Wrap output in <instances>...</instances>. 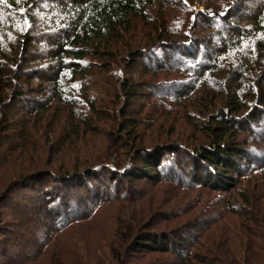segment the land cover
Here are the masks:
<instances>
[{"label": "trees", "instance_id": "16d2710c", "mask_svg": "<svg viewBox=\"0 0 264 264\" xmlns=\"http://www.w3.org/2000/svg\"><path fill=\"white\" fill-rule=\"evenodd\" d=\"M192 1L0 0V153L4 152V143L14 139L33 145L46 135L79 139L94 130L96 121L92 120V117L96 104L90 102L91 96L88 97L91 86L81 81L88 77L87 83L93 82L92 87H98L102 83L98 88L103 92L105 86L108 92L113 89V102L107 103L105 108L107 110L110 106L112 110L109 111L114 113L125 94L131 101L138 97L139 89L135 86L136 83L129 79L117 78L114 83L105 80L97 82L102 76H97L92 68L85 67L81 62L89 56L95 58L96 62L108 57L114 58L110 60V64H114L115 56L125 52L131 54L130 61H136L141 58V54L136 50L145 48L147 54L155 55L154 65L157 68L164 65L160 69L170 71L177 67L180 73L184 74L181 69L189 71L191 79L196 77L188 83L178 84L180 89L176 93L179 103L186 100L188 103H180L175 112L177 115L182 114L192 103L196 105L197 110L206 109L203 115L207 120L200 124L202 131L207 134L208 143L186 145L184 148L188 150V156L195 167L192 174L203 186L214 191H235L247 165L250 167L259 163L264 168V0ZM200 7H203V10ZM173 10L175 12L171 13ZM160 12L166 15L162 17L163 14H155ZM160 17L161 20H158ZM142 26L144 32L147 31V38L139 34L142 33ZM190 28L192 32L200 29V36L193 39V35H189ZM152 44L155 45L150 46ZM126 56L123 55L120 62L128 63ZM161 57L162 60L159 61ZM107 67L105 73L111 77L113 73L109 72V65ZM93 74L99 77L95 81L89 78ZM35 81L38 82L37 86ZM75 83H80V88H74ZM81 90L83 98L79 99ZM34 92H40L42 96L31 97ZM85 104L90 106L91 118L87 117L83 110ZM128 107L130 106L123 109L126 124L122 128L133 138L126 140L125 144V147L137 156L131 160L134 162L132 170L114 164L113 168H91L85 175L79 170L71 173L60 171L61 177H56L53 172L45 174L37 171L25 178H18L11 188L0 196V203L4 202L15 188L44 177L42 174L48 178L55 176L64 182L55 184L54 180L49 178L47 188L41 191L45 196L46 206L41 209L28 205L33 209L32 212L28 209L21 210L27 218L25 221L30 223L43 214L46 219H50V230H54V233L50 237L47 235L48 240L45 238L40 245L49 243L53 236L56 237L54 239L58 238L57 230L63 226H58V221L72 218L70 224L74 226L76 238L86 245V235L92 229L91 221L94 218L98 221L94 224L99 223L101 226L94 240L101 237L107 243L112 260L109 264H127L123 254L126 255L129 249L141 248L160 253L174 252L180 258L173 261V264H192L194 260L199 264H234L230 260H234L236 256L244 258L246 264L247 241L243 242L241 237L247 234H241L242 228L240 234L232 232L224 236L225 240H228L224 243V237H218L216 248L207 250L210 256H199L195 253L186 258L182 254L180 244L174 241L178 233L170 232L167 235L165 232L151 231V226L142 223L134 226L135 219L128 222L127 217H136L143 222V213H123V209L118 208V214L102 221L97 215L83 212L88 203H105L113 196L121 197L125 186L132 182L151 181L159 176L154 182L158 185L163 178L160 176L162 162L165 160V148L156 144L154 150L148 151L146 146H143L146 138H137L133 113L127 110ZM62 109L66 111L67 116H63ZM33 116L38 121L30 125ZM112 116L117 117L116 114ZM24 117L28 119L22 122ZM50 117H53L50 121L51 131L44 134L40 128L43 129ZM18 127H21V131L17 134ZM12 132L16 135L8 137ZM67 135L70 137L67 138ZM111 138L118 136L114 134ZM66 139H63L61 147L68 143ZM251 141L254 145L261 143L262 146H251ZM172 144L178 147L174 142ZM115 151L119 153V149H114L113 155ZM93 158L95 160L92 165L106 164L110 163L108 159L111 156L99 153ZM74 163L70 162L66 168ZM262 172L258 178L262 179L261 187L264 188V171ZM118 181L120 186L116 185L110 190L109 183L116 184ZM122 183H125V186H122ZM66 188L70 190L71 201L65 202L62 201L61 195L62 189ZM115 190L118 191L111 196ZM80 192L84 197H79ZM239 195L244 204L253 208L250 220L263 231L255 233L254 237H264V197L246 195L243 192ZM74 199L77 201H73ZM125 199L127 198H118ZM36 203L38 202H30ZM228 210L234 214L240 213L236 204L229 205ZM182 214L179 211L175 215ZM242 226L246 228L245 224ZM37 228L39 229V226L36 227L39 234ZM107 228L112 231H107ZM15 239L18 241L10 249L5 247V240L0 238V241L4 242H0V250H3L1 256L9 264L24 261L20 252L12 250H20L30 244L25 242L23 237ZM237 240L240 241L237 243ZM183 241L185 237L180 239V242ZM227 242L230 244L226 245ZM262 250L263 248H260L258 251ZM9 252H12L11 255ZM213 252L222 255L224 260L212 258ZM77 254L78 259H84V264H90L92 257H79V251ZM257 255L258 252L254 256ZM56 256V264H69L66 258L58 254ZM260 256L264 258V253ZM235 260L236 264L243 263ZM77 263L82 264L83 261L78 260Z\"/></svg>", "mask_w": 264, "mask_h": 264}, {"label": "rangeland", "instance_id": "374dc122", "mask_svg": "<svg viewBox=\"0 0 264 264\" xmlns=\"http://www.w3.org/2000/svg\"><path fill=\"white\" fill-rule=\"evenodd\" d=\"M194 9H196V7H194ZM200 9L203 10V7H200ZM170 12H175V10ZM155 14L163 13L160 12ZM165 15L166 13H164L162 17ZM162 17L158 20H161ZM155 18L157 20V17ZM141 29L142 33L139 34L147 38V31L144 32L143 26ZM199 34L200 29L192 32L190 28L189 35H193V39L200 36ZM135 38L137 39V34ZM154 45L152 44L150 46ZM150 46H148V48ZM136 51L141 54V58L136 61H130L131 54L125 52L120 56H115L114 64H110V60L114 58L110 59L108 57H106V60L96 62L95 58L89 56L81 62L85 67L92 68L97 76H102L97 82L105 80L114 83L117 81V78H123L134 81L136 83L135 86L139 89L138 97L131 101L128 100L125 94V97L120 99L115 109L116 113H114V111H109L112 110L110 106L107 110L105 108L107 107V103L111 104V102H113V89L108 92L106 89L107 86H105L104 93L98 88L102 83H100L98 87H92L94 86L93 82L87 83L88 77L81 81L91 86L88 97L91 96V98H89L90 102L96 104L95 110L104 112L103 114H97L96 111H94L92 117L90 106L87 104L83 106V110L87 117L90 116L92 120L96 121L93 128L94 130H90L84 137L82 136L79 139L77 137L66 139L63 135L56 138L51 135H46V137L39 140L37 144L33 145L18 139L4 143V152L0 153V196L9 190L11 188L10 186L13 185L18 178H25L37 171L44 172L45 174L53 172L56 173V177H61L60 171H68L71 173L74 170H79L82 171L80 172L81 174L85 175L91 168H113L114 164L132 170L131 167L134 166V162L131 160L135 158L136 155L132 153L133 151L131 152L129 148L125 147V144L126 140H131L133 138L130 133H125L126 131L122 128V126L126 124L123 109H125L126 106H130L127 110L129 109L133 113L134 129L137 132L136 136L139 139L141 137L146 138L143 146H146L148 151L151 149L154 150L156 144H158V146H164L163 148H165V151L163 150L165 153V160L162 162L160 176V178H163L158 182V185L154 182L159 179V176H156L151 181L140 180L125 186V183H127L126 181L124 184L122 183V186H125V188L123 189L124 193H122L123 195H121V197L113 196L116 194L115 192L118 191L115 190L110 194L113 198L109 201L105 203L94 202L90 205L88 203L86 205L87 209H84L83 212L97 215L98 219L102 221H107L113 214H118V208H122L123 213L133 212L135 215H137L136 213H143V216L141 215L143 222H140L136 217H127L128 222L129 220L132 221L135 219L134 222L132 221L134 226L142 223L151 226V231L165 232L167 235L170 234V232L178 233L174 241L180 244V248L183 249L182 254H184L185 257H190L195 253H198L199 256L202 254V256H208L209 253L207 250L209 248H216L218 237L228 236L232 232L240 234V228H242L241 234H247L241 237L243 242L247 241L245 243L248 247V253L246 255L248 259L246 264H259V262L260 264H264V258H260V255L264 253V237H254L255 233L263 231L256 223L250 220L253 208L244 204V201L239 195L240 192H243L246 195L264 197V188L261 187L262 179L258 178L263 174V166L259 163H255L250 167L247 165V169L244 170L245 172L242 171L244 176L238 183L237 189L231 192L214 191L210 187L203 186V184L197 181V178L192 174L193 171H195V167L193 163H191V158L188 156V150L184 148L186 145L197 146L198 144L208 143L207 134L202 131V124H200V122L207 120L206 116L203 115L206 109L202 108L201 111L197 110L195 109L196 105L191 102V107L189 106L188 110L184 109L180 115L175 113L179 109L180 103H188L187 100L179 103V98H177L176 93L180 89L178 84H182L183 82L188 83L196 77L191 79L189 71L181 69V71L184 72L183 74L177 71V67L172 68L170 71H167V69H160L164 65L157 68L156 65H154L155 55L151 53L147 54V49L145 48ZM123 55H128L126 56L128 57L127 60H129L128 63L127 61L120 62ZM161 60L162 57L159 61ZM108 65L109 72L113 73H110L112 74L111 77L105 73ZM95 74L89 76L93 81L99 78ZM37 81H35L36 86L38 84ZM79 84L80 83H75L73 87L80 88L81 85ZM203 88L204 85L202 84V90ZM40 92H34L31 94V97L42 96ZM81 98H83L82 90L79 93V99ZM62 111L64 114L63 116H67L66 111L63 109ZM113 114H116L117 117H113ZM31 118L30 125L36 124L38 120L35 119V116ZM25 119L27 120L28 117H24L22 122L25 121ZM64 119L66 120V118ZM51 120H53V117H50L45 122L43 129L40 128L44 134H46L45 132L51 131ZM195 121L199 123L197 124ZM22 122H20L21 125L23 124ZM20 131L21 127H18L16 133L18 134ZM16 133L12 132L8 137H14ZM156 133L158 134L154 135ZM114 134L118 136V138L112 139L111 137ZM166 135H170L171 137L167 138ZM68 137L70 136L67 135V138ZM63 139H66L68 143L64 147H61ZM72 139L79 141L71 142L70 140ZM173 142L177 144L176 146L178 147H175V145L172 144ZM116 144L118 146H116ZM250 144L251 146H262L261 143H256L254 145L252 141ZM114 149H119V153L115 151L113 155ZM99 153H107L110 155L111 158L108 159L110 163L92 165V162H94L93 160H95L93 156ZM90 157H92V159H90ZM62 162L64 163L61 164ZM70 162L75 163L73 166H68V168H66V165H69ZM52 175L54 176V174ZM41 176L44 177H39L27 185H21L15 188L9 197L4 202L0 203V238H3L5 243L2 241L0 242L4 243L5 247H9L10 249L18 241L15 239L16 237H23L25 242H30L28 246H23L21 249L19 248L20 250H18V248L12 250V252H20V257L24 259V261H20L19 263L15 262L13 264H21L24 262V264H56L55 258H57V254L66 258L69 264H78V260L83 261L82 264H84V259L77 258V251L81 253L79 257L86 255L92 257L90 259V264H109L112 260L110 258V250L107 247V243H105L101 237H97V239L94 240L96 232H98L101 227L99 223L97 225L94 224L98 222L94 218L91 221L92 229L87 232L88 234L86 235V245L76 238L74 226L70 224L73 218L58 221L57 225L63 224V226L59 231L57 230V239H54L56 237L53 236L49 243L45 245L39 244L42 243L45 238L47 241L48 236L50 237L52 233H54V230H50V228H52L50 219H46V215L43 214L42 217L30 223L29 221H25L27 218H25V214L21 210L28 209L29 212H32L33 209L28 207V205H34L41 209L46 206L44 202L45 196L41 191L47 188L49 178L50 180H54L55 184H62L64 182L60 179H56L55 176L52 178L50 175L49 178L43 174ZM109 185L110 190H113L116 185L120 186V182L118 181L116 184L109 183ZM62 191V201H71L69 188L62 189ZM79 197H84V194L82 195V192H80ZM123 197L127 199L118 200V198L120 199ZM73 201L77 200L74 199ZM30 202L38 203L30 204ZM234 204L237 205L240 213L234 214L228 210V206ZM135 206H138V208H135ZM44 210L46 211L47 209L44 208ZM179 211L183 214L179 216L175 215ZM174 215L175 217H173ZM244 224L246 228L242 226ZM38 226L39 229H37L39 234L36 231V227ZM106 230L112 231L111 228H107ZM184 237L185 241L180 242V239ZM222 240V243L228 241L225 240V237ZM239 241L240 240H237V243ZM228 244L230 243L227 242L226 245ZM226 245L224 246L227 247ZM260 248H263V250L259 252L258 250ZM12 252H9V255H11ZM257 252L258 255L254 256ZM2 253L3 250H0V264H9L8 261L1 256ZM25 255H27L26 259ZM123 256L124 259H127V264H173V261L180 258L174 252L160 253L142 248L129 249L126 255L123 254ZM211 256L212 258L216 257L218 260H224L222 255H216L214 252ZM235 259L243 261L244 258L236 256ZM235 259L230 261L236 264ZM226 261H228V259H226ZM192 264L199 263L194 260ZM242 264H245L244 261Z\"/></svg>", "mask_w": 264, "mask_h": 264}]
</instances>
